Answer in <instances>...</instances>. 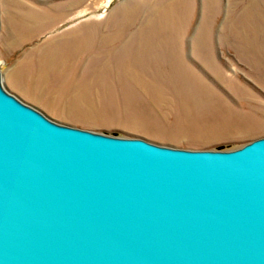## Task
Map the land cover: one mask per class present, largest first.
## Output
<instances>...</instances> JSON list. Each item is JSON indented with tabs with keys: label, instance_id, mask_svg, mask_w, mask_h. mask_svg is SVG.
<instances>
[{
	"label": "water",
	"instance_id": "95a60500",
	"mask_svg": "<svg viewBox=\"0 0 264 264\" xmlns=\"http://www.w3.org/2000/svg\"><path fill=\"white\" fill-rule=\"evenodd\" d=\"M0 264H264V136L210 149L107 134L0 78Z\"/></svg>",
	"mask_w": 264,
	"mask_h": 264
},
{
	"label": "rangeland",
	"instance_id": "374dc122",
	"mask_svg": "<svg viewBox=\"0 0 264 264\" xmlns=\"http://www.w3.org/2000/svg\"><path fill=\"white\" fill-rule=\"evenodd\" d=\"M0 78L62 124L235 148L264 136V0H0Z\"/></svg>",
	"mask_w": 264,
	"mask_h": 264
},
{
	"label": "bare ground",
	"instance_id": "6f19581e",
	"mask_svg": "<svg viewBox=\"0 0 264 264\" xmlns=\"http://www.w3.org/2000/svg\"><path fill=\"white\" fill-rule=\"evenodd\" d=\"M33 65V64H32ZM30 66H31V64H30ZM29 69V68H28ZM27 70V69H26ZM29 71V70H28ZM30 72V71H29ZM28 73V72H27Z\"/></svg>",
	"mask_w": 264,
	"mask_h": 264
}]
</instances>
